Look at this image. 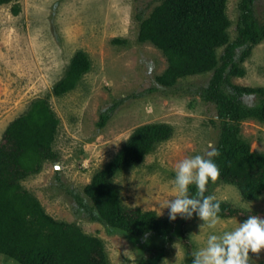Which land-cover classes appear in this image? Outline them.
I'll return each mask as SVG.
<instances>
[{
    "label": "rangeland",
    "instance_id": "374dc122",
    "mask_svg": "<svg viewBox=\"0 0 264 264\" xmlns=\"http://www.w3.org/2000/svg\"><path fill=\"white\" fill-rule=\"evenodd\" d=\"M240 0H227L225 13L230 21V40L237 35ZM18 3L19 13L12 12ZM156 4L153 0H10L0 5V140L8 124L22 115L36 98H45L59 119L53 141L58 158L44 161L38 173L21 181L23 189L35 196L52 219L76 223L104 245L108 264H138L145 254L150 264H185L187 240L193 252L202 247L209 229L198 218L179 219L174 239L149 233L131 235L99 220L76 201L80 196L91 208L84 192L92 175L121 149L135 128L150 123H167L172 135L154 145L143 160L117 173L111 180L121 202L129 208L155 210L160 217L164 201L174 198L173 180L179 161L204 155L211 143L217 146L222 122L213 103L197 94L212 77V71L187 75L174 87L159 83L167 57L150 41L137 38L138 8ZM264 18V0H256ZM121 38L123 43H115ZM84 51L90 69L75 87L55 95L53 85L63 76L76 51ZM223 47L217 48L220 55ZM244 73L233 82L264 86V40L242 63ZM249 103L256 96L247 98ZM112 104L117 107L104 127L100 113ZM241 134L253 151L264 152V122L241 121ZM211 196L264 218V194L245 199L234 184L219 181ZM162 211V214L160 215ZM98 214L96 209H93ZM241 216L221 217L215 231L232 230ZM251 264H264V250L252 254ZM0 264H19L0 254Z\"/></svg>",
    "mask_w": 264,
    "mask_h": 264
},
{
    "label": "trees",
    "instance_id": "16d2710c",
    "mask_svg": "<svg viewBox=\"0 0 264 264\" xmlns=\"http://www.w3.org/2000/svg\"><path fill=\"white\" fill-rule=\"evenodd\" d=\"M10 0H0V5ZM138 8V40L150 41L167 57V67L157 77L159 83L174 87L187 75L212 71V77L197 94L213 103L222 122V132L216 148L220 155L215 162L220 176L209 182L205 195L219 181L238 187L245 199H257L264 194V152L253 151L241 134V121L255 119L264 122V86H247L233 82L244 73L242 63L253 48L264 40V18L256 9V0H240L236 24L237 35L230 40V21L225 13L227 0H153ZM19 13L18 3L12 6ZM121 38L115 43H123ZM223 47L220 55L217 48ZM88 55L78 50L72 56L63 76L53 85V93L61 95L73 89L90 69ZM174 90H178L174 87ZM256 96L255 103L247 98ZM117 104L100 113L99 127H104ZM59 119L45 98L34 99L27 111L8 124L0 140V254L19 264H108L103 242L84 233L74 222L57 221L47 215L39 200L23 189L21 181L41 170L44 161L58 158L53 141ZM172 127L167 123H150L134 129L121 149L84 187L91 208L80 196L76 201L87 209L90 219L131 235L157 234L170 243L179 217L170 221L155 210L129 208L122 204L112 178L123 169L137 164L154 145L167 140ZM195 192V187H191ZM219 201V200H217ZM220 217L254 214L226 201H219ZM96 209L98 214L93 212ZM256 215V214H255ZM194 219V218H193ZM189 220H185L187 222ZM185 264H191L192 245L185 240ZM152 255L145 254L138 264H150Z\"/></svg>",
    "mask_w": 264,
    "mask_h": 264
},
{
    "label": "clouds",
    "instance_id": "9594fccd",
    "mask_svg": "<svg viewBox=\"0 0 264 264\" xmlns=\"http://www.w3.org/2000/svg\"><path fill=\"white\" fill-rule=\"evenodd\" d=\"M219 155V150L210 143L204 155L179 161L173 180L175 196L164 201L161 207L168 209L170 221L178 217L185 220L198 218L202 227L210 230L204 245L192 253L191 264H251L250 253L258 255L264 250V218L250 214L232 230L215 231L221 222L220 202L205 193L209 182H215L220 176V168L214 159Z\"/></svg>",
    "mask_w": 264,
    "mask_h": 264
}]
</instances>
